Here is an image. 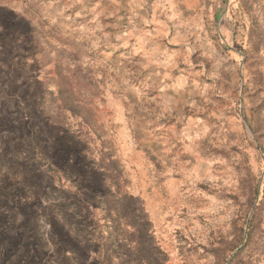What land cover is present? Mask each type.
Here are the masks:
<instances>
[{"label":"rangeland","instance_id":"374dc122","mask_svg":"<svg viewBox=\"0 0 264 264\" xmlns=\"http://www.w3.org/2000/svg\"><path fill=\"white\" fill-rule=\"evenodd\" d=\"M0 264H264V0H0Z\"/></svg>","mask_w":264,"mask_h":264}]
</instances>
